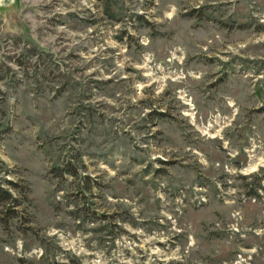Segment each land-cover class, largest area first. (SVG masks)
Masks as SVG:
<instances>
[{
	"label": "rangeland",
	"instance_id": "rangeland-1",
	"mask_svg": "<svg viewBox=\"0 0 264 264\" xmlns=\"http://www.w3.org/2000/svg\"><path fill=\"white\" fill-rule=\"evenodd\" d=\"M5 180L0 264H264V0H0Z\"/></svg>",
	"mask_w": 264,
	"mask_h": 264
},
{
	"label": "trees",
	"instance_id": "trees-1",
	"mask_svg": "<svg viewBox=\"0 0 264 264\" xmlns=\"http://www.w3.org/2000/svg\"><path fill=\"white\" fill-rule=\"evenodd\" d=\"M112 20L118 21L115 17H111ZM67 165L66 168H68L64 173H60L58 176H63L65 174H68L70 176H76V171L72 168H69ZM58 170V169H57ZM57 172V171H56ZM4 183L8 184L12 188H5L1 185L0 183V204L6 206V208L12 213L16 214L17 213V208L19 207V203L17 201V198L15 196L14 190H18L17 185L12 183L11 181L5 180Z\"/></svg>",
	"mask_w": 264,
	"mask_h": 264
},
{
	"label": "bare ground",
	"instance_id": "bare-ground-1",
	"mask_svg": "<svg viewBox=\"0 0 264 264\" xmlns=\"http://www.w3.org/2000/svg\"><path fill=\"white\" fill-rule=\"evenodd\" d=\"M234 105L233 104H230V107H233ZM213 138H216V137H213Z\"/></svg>",
	"mask_w": 264,
	"mask_h": 264
}]
</instances>
